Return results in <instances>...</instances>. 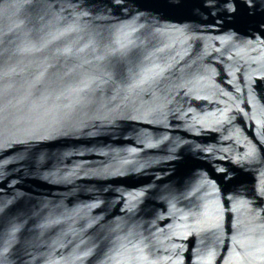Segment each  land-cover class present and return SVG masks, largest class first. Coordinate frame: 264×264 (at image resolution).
<instances>
[{
	"label": "water",
	"instance_id": "95a60500",
	"mask_svg": "<svg viewBox=\"0 0 264 264\" xmlns=\"http://www.w3.org/2000/svg\"><path fill=\"white\" fill-rule=\"evenodd\" d=\"M0 264H264V0H0Z\"/></svg>",
	"mask_w": 264,
	"mask_h": 264
}]
</instances>
